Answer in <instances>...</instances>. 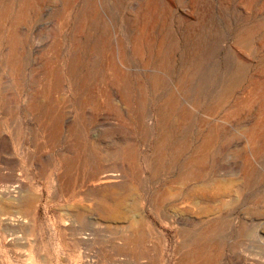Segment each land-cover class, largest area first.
<instances>
[{"label": "rangeland", "instance_id": "obj_1", "mask_svg": "<svg viewBox=\"0 0 264 264\" xmlns=\"http://www.w3.org/2000/svg\"><path fill=\"white\" fill-rule=\"evenodd\" d=\"M0 264H264V0H0Z\"/></svg>", "mask_w": 264, "mask_h": 264}, {"label": "bare ground", "instance_id": "obj_2", "mask_svg": "<svg viewBox=\"0 0 264 264\" xmlns=\"http://www.w3.org/2000/svg\"><path fill=\"white\" fill-rule=\"evenodd\" d=\"M187 108V107H186ZM204 147V146H203ZM237 152V151H236ZM133 156H134V154H133ZM247 158V157H246ZM103 161V160H102ZM250 162V161H249ZM250 164H251V162H250ZM250 164H248V165H250ZM101 165V164H100ZM102 166V165H101ZM251 166V165H250ZM100 167V166H99ZM247 169V168H246ZM197 169H195V171H196ZM250 171V170H249ZM91 173V172H90ZM89 173V174H90ZM94 173V172H93ZM92 173V174H93ZM196 172H194V174H195ZM201 174H199V175H202V171L200 172ZM81 174V173H80ZM118 174V173H117ZM117 174H114V173H109V174H101V177H99V178H95L96 180L98 179V181H96V182H100V184L102 183V184H107V183H115V182H117L118 181V176L119 175H117ZM196 175H197V173H196ZM91 176V175H90ZM90 176H88L89 178H90ZM100 176V175H99ZM193 177V176H192ZM92 178H93V175H92ZM199 178V177H198ZM95 179H93V180H95ZM92 180V179H91ZM190 180H191V178H190ZM190 180H188V181H190ZM192 180H193V178H192ZM197 181H199V180H196V182ZM78 182V181H77ZM93 182V184L95 183V181H92ZM194 182H195V180H194ZM82 183V182H81ZM182 183V182H181ZM191 183V182H190ZM70 184V183H69ZM85 184H86V181H85ZM84 184V185H85ZM88 184H91L90 182H88ZM96 184V183H95ZM98 184V183H97ZM188 184H189V182H188ZM87 185V184H86ZM71 186V185H70ZM70 186H68V187H70ZM188 186V185H187ZM187 186H185V188L187 187ZM88 187H89V185H88ZM91 187V186H90ZM93 187V186H92ZM95 187V186H94ZM244 187V186H243ZM183 188V187H182ZM65 189V188H64ZM88 189V188H87ZM92 189V188H91ZM192 189V188H191ZM230 189V188H229ZM239 189V191H241L242 190V187L241 188H238ZM66 190V189H65ZM82 190V189H81ZM84 190V189H83ZM86 190V189H85ZM84 190V191H85ZM66 191H68V190H66ZM193 192L195 191V192H197L195 189L194 190H192ZM201 193H200V195L202 196V197H206V195H204L205 193H203L204 191L203 190H199ZM70 192H72V191H70ZM81 192V191H80ZM83 192V191H82ZM85 193H86V191H85ZM93 193V192H92ZM191 193V192H190ZM189 193V194H190ZM207 193V192H206ZM178 194V193H177ZM183 194H185V192L183 193ZM198 194V193H197ZM89 195H91V194H89ZM94 195V194H93ZM164 194H162L161 196H163ZM181 194H179V196H180ZM190 195H192V194H190ZM184 196V195H183ZM93 197V196H92ZM91 197V198H92ZM197 197H199L198 195H197ZM210 196H207V198H209ZM90 199V198H89ZM202 199V198H201ZM159 200H160V198H159ZM180 201V200H179ZM186 201H188V199H183V201H181L180 202V205L182 204V203H187ZM192 203V202H191ZM204 203H206V202H204ZM208 203V202H207ZM210 203V202H209ZM208 203V204H209ZM179 204V203H178ZM188 204V203H187ZM161 205V204H160ZM204 205V204H203ZM113 243V242H112ZM116 243V242H115ZM139 243V242H138ZM120 244H121V242H120ZM185 259V258H184Z\"/></svg>", "mask_w": 264, "mask_h": 264}]
</instances>
